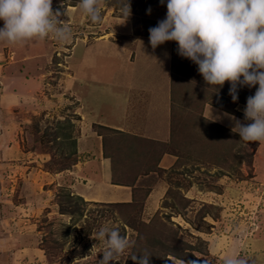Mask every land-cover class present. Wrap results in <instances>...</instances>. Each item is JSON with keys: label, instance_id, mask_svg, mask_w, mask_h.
Wrapping results in <instances>:
<instances>
[{"label": "rangeland", "instance_id": "rangeland-1", "mask_svg": "<svg viewBox=\"0 0 264 264\" xmlns=\"http://www.w3.org/2000/svg\"><path fill=\"white\" fill-rule=\"evenodd\" d=\"M149 1L129 0L131 15L126 19L121 12L126 0H103L102 22L92 23L80 0H53V11L61 12L59 19L70 26V39L60 42L50 35L14 45L0 41L4 57L0 59V98L4 106L15 108L9 109L13 121L0 128V264H99L103 244L92 236L102 227L118 228L135 241L117 264H136L128 256L144 249L153 254L149 264H188L198 259L224 264L225 257L233 255L250 264H264V143L241 140L232 132L234 121L228 116L225 123H216L203 116L202 108L193 106L196 99L210 101L214 90L231 97V85L225 82L212 90L207 85L194 94L192 86L201 80L198 66L178 54L177 42L176 104L167 146L179 159L172 175L163 172L151 177L164 181L163 198L155 199L160 208L156 212L143 209L140 202L106 206L80 194L85 169L71 166L76 147L71 119L85 91L80 81L77 86L71 82L80 75L89 81L119 80V61L103 57L102 48L87 51L85 44L119 35L130 26L131 30L149 29L150 20L145 18ZM24 77L36 82L30 89L33 99L26 103L21 99L26 98L24 87L18 89ZM125 78L129 79V72L121 83ZM256 88L241 87L238 100H247ZM36 98L41 100L38 105ZM235 104L224 103L235 109L232 115L237 119L250 123L243 116L246 104ZM149 183L143 181L144 186ZM68 191L77 196L83 215L60 213L59 194ZM50 231L56 245L48 242Z\"/></svg>", "mask_w": 264, "mask_h": 264}, {"label": "crops", "instance_id": "crops-1", "mask_svg": "<svg viewBox=\"0 0 264 264\" xmlns=\"http://www.w3.org/2000/svg\"><path fill=\"white\" fill-rule=\"evenodd\" d=\"M152 1L154 0L149 1L147 10L145 9V18L150 20L146 25L150 27L164 19L167 12L166 5H156L159 1ZM131 27L120 32V38L116 32L112 37L108 36L110 38L106 36L93 44H85L87 51L92 49L93 52L96 48H102L103 57L117 59L120 77L119 80L116 77L114 81H89L80 75L71 82L74 86L77 80L80 81L79 86L85 91L83 97L77 94L82 102H74L78 110L72 113L71 119L75 128L71 140L76 145L73 154L75 159L71 166L75 164L85 169L80 175L85 182L79 185L83 192L79 193L85 199L102 204L127 206H137L140 202L143 209L153 208L156 212L160 207L155 199L163 198L160 189L165 185L161 179L151 177L163 172L166 174L179 159L172 148L167 146L168 139L171 138L173 109L176 104L173 68L177 59V45L175 41H168L153 49L149 42L148 29L131 30ZM3 58L0 54V59ZM18 70L21 72L22 68ZM127 72L129 79L125 78L121 83ZM199 75L200 83L192 86L196 95L200 94L197 93L200 89L204 91L208 88L202 75ZM35 83L32 78H20V85H23L18 89L21 91L24 87L26 93V98H21L23 102L33 99L30 89L35 87ZM186 87L187 85L184 89ZM184 89L181 92L183 94L187 88ZM208 89L212 90L211 87ZM73 94L76 95L74 91ZM211 97L210 101L198 103V99H194L191 102L193 101V106L202 108L206 119L223 123L225 113H234L232 110L235 109L224 105L226 103L227 106L228 102L233 104L232 99L227 98L226 93L215 90ZM222 98L227 101L223 102ZM2 100L0 98V128L8 127L9 122L13 121L9 109H15L11 107L12 104L4 106ZM35 100L37 105L38 101L41 103V100ZM246 102L247 100H238L236 104L243 105ZM143 181L144 184L150 183L144 186ZM165 192H169V185Z\"/></svg>", "mask_w": 264, "mask_h": 264}, {"label": "clouds", "instance_id": "clouds-1", "mask_svg": "<svg viewBox=\"0 0 264 264\" xmlns=\"http://www.w3.org/2000/svg\"><path fill=\"white\" fill-rule=\"evenodd\" d=\"M66 3V0H62ZM103 0H80V8L92 23L102 22ZM161 5L165 0H160ZM53 0H0V41L7 44L43 40L54 36L63 42L71 38L61 12L53 11ZM164 19L150 27L149 42L153 49L168 41L177 42V52L198 66L209 87L222 88L230 83L229 95L239 99L241 87L256 88L247 97L243 123L230 113L232 132L245 142L264 143V0H167ZM121 12L131 15L129 0ZM149 14L151 8L148 9ZM67 15V9L63 13ZM218 88V89H219ZM219 91V90H218ZM93 239L103 244L99 264H117L135 241L118 228L102 227ZM152 253L147 249L130 254L136 264H149ZM188 264H210L206 260ZM224 264H250L249 260L228 256Z\"/></svg>", "mask_w": 264, "mask_h": 264}, {"label": "trees", "instance_id": "trees-1", "mask_svg": "<svg viewBox=\"0 0 264 264\" xmlns=\"http://www.w3.org/2000/svg\"><path fill=\"white\" fill-rule=\"evenodd\" d=\"M174 113H175V107L173 109V114ZM173 118H174V115H173ZM176 155H178V154H176ZM66 168H68V166L67 167H63L62 169H66ZM168 172H170V174L172 175L174 173V167H172ZM79 198L81 200H83L81 197H79ZM57 202H58L57 204L59 206V211H60L61 214H69V215H71L73 217H74V214L75 213H80L81 215L84 214L83 213L84 212V208H82L81 203L77 200V196H75L73 193H71L69 191L68 192H62L61 194H59V198H58V201ZM104 205H106V206H124L122 204H115V203L104 204ZM102 212H103V210H102ZM206 215L207 214H205L204 217ZM124 228H125V225H124ZM85 231H87V230H85ZM49 233H50V235L47 238H50V237L51 238L48 240V242H51L52 245H56V242H57L56 237H53L54 235H53V232L52 231H50ZM176 257H178V258H180L182 260H185L182 257H179V256H176Z\"/></svg>", "mask_w": 264, "mask_h": 264}]
</instances>
